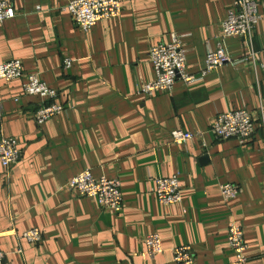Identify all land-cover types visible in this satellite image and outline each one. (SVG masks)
<instances>
[{"label":"crops","instance_id":"crops-1","mask_svg":"<svg viewBox=\"0 0 264 264\" xmlns=\"http://www.w3.org/2000/svg\"><path fill=\"white\" fill-rule=\"evenodd\" d=\"M70 1L12 0L16 17L0 22V62L21 59L65 105L41 125V98L24 95L21 79L0 80V135L21 149L8 170L0 161L4 264H178L180 244L192 246L195 264H236L233 221L244 228L249 264H264V0H256L263 17L251 41H225L234 62L152 96L138 94L155 78L151 47L180 34L187 72L198 74L235 0H122L121 17L87 33L67 11ZM240 108L254 118L252 140L210 132L218 114ZM177 128L203 131L206 146L198 138L173 143ZM85 169L120 180L122 211L66 188ZM174 174L182 202L161 204L155 180ZM231 182L241 193L227 202L220 185ZM32 228L42 231L38 244L22 236ZM154 232L164 250L150 256L144 239Z\"/></svg>","mask_w":264,"mask_h":264},{"label":"built area","instance_id":"built-area-1","mask_svg":"<svg viewBox=\"0 0 264 264\" xmlns=\"http://www.w3.org/2000/svg\"><path fill=\"white\" fill-rule=\"evenodd\" d=\"M67 11L72 15L75 24L87 33L93 26L104 19L119 18L122 15V0H71ZM16 17V10L12 0H0V22ZM262 14L256 0H235L232 4L227 18L222 24L220 42L217 48L211 49L206 57L205 66L198 74L187 72L186 49L183 46L182 36L174 34L170 42H159L151 47L149 56L153 65L155 78L146 82L138 91L139 95L152 96L158 91L171 92L177 81L193 83L204 78L212 70H215L229 62H234L227 52L225 41L227 38L240 36L248 38L256 26L262 20ZM253 54V50H251ZM72 59L64 61L65 67H70ZM21 79L22 93L24 95L41 98L42 105L36 110L35 121L45 124L48 120L61 114L65 105L59 100L57 89L48 86L41 80L38 73L26 74L21 59H12L0 62V80L7 82ZM19 96L14 100L19 101ZM2 104L0 102V111ZM213 122L210 132L219 139H230L235 137L241 144H246L255 135L254 118L246 108L233 109L229 112L220 113ZM172 142L183 144L195 138L202 140L204 146L205 133L203 131L191 132L183 128H177L171 132ZM21 149L19 141L13 136L0 135V161L8 170L20 160ZM66 188L78 192L81 196L93 197L105 209L120 212L123 209L124 193L118 178L101 176L95 177L91 169L73 177ZM222 197L227 202L236 200L241 187L237 184L225 183L220 185ZM154 193L162 204H179L182 202V188L180 187L179 174L157 178L155 180ZM24 239L30 244H38L43 238L40 228H32L24 231ZM229 245L236 256V264H249L247 250L249 248L245 238L244 228L241 224L233 221L228 232ZM147 253L150 256L163 253L161 237L157 232L149 234L144 239ZM20 253V251H19ZM8 254L0 249V264ZM173 258L178 264H195L193 248L190 244H180L173 249ZM29 264V263H23Z\"/></svg>","mask_w":264,"mask_h":264}]
</instances>
